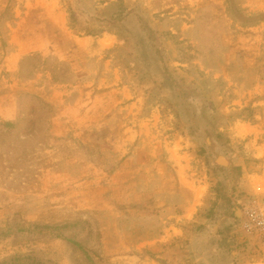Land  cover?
I'll return each instance as SVG.
<instances>
[{
	"label": "rangeland",
	"instance_id": "1",
	"mask_svg": "<svg viewBox=\"0 0 264 264\" xmlns=\"http://www.w3.org/2000/svg\"><path fill=\"white\" fill-rule=\"evenodd\" d=\"M262 3L59 0L65 43L1 73L16 116L0 119V264H240L251 242L246 254L264 258L240 222L264 196L219 158L250 156L236 124L264 118ZM15 7L0 9V64ZM39 71L41 94L25 85ZM67 104L86 124L56 133Z\"/></svg>",
	"mask_w": 264,
	"mask_h": 264
},
{
	"label": "crops",
	"instance_id": "2",
	"mask_svg": "<svg viewBox=\"0 0 264 264\" xmlns=\"http://www.w3.org/2000/svg\"><path fill=\"white\" fill-rule=\"evenodd\" d=\"M6 1V0H5ZM10 1V0H8ZM255 1V0H254ZM4 0H0V9L3 8ZM12 4L14 11L18 14V20H16L15 25L10 27L11 30V37L10 41L14 44V49L10 52H6L5 56L3 57V61L0 64V78L2 71L14 74L17 69V60L22 55L40 53L45 54L46 48H49L50 45H58L60 43H65L66 36V16L67 12L63 8V6L59 5V0H27L25 9H22L20 12V0H12ZM19 5V6H18ZM260 6H264V4H260ZM264 27V22L261 24ZM260 27V26H259ZM258 27V28H259ZM9 28V27H8ZM252 29H258L251 27ZM19 29H27L32 32H28L29 34L23 35L21 41L16 40V32ZM52 31L54 35H56L57 39L56 42H52V39H47L44 36V33ZM54 31V32H53ZM57 31V33H55ZM63 37H62V36ZM61 36V37H60ZM80 38L76 37L74 40L79 41ZM71 41V40H70ZM64 42V43H63ZM67 42V41H66ZM81 45L88 49V43L82 42ZM25 47V48H24ZM38 53V54H39ZM61 60H67L63 57L60 58ZM87 64V63H86ZM36 76L30 80V83L25 84L28 85L30 90L34 93L41 94L43 92L44 86L41 84V79L44 76V73L41 71L35 74ZM1 82V81H0ZM3 83V82H2ZM1 83V84H2ZM19 83L15 81V85ZM10 85V84H8ZM15 88V87H14ZM7 89L13 96L16 94L15 89ZM8 92V93H9ZM76 108V105L67 104L61 112L54 118V129L56 133H58L57 128L60 126H66L72 123V126H81V124H86L84 122L77 121V117L74 119L64 117L66 116L67 111H71ZM72 112V111H71ZM70 112V113H71ZM72 114V113H71ZM16 116V108L14 101L12 99L5 101L3 104L0 103V119L3 120H13ZM75 121L77 124L73 123ZM87 126V125H85ZM236 136L243 140L249 139L250 143V156L247 153H242L239 149L234 150L228 149L225 155H220L222 162H227L230 166L239 165L243 166V170H245L242 176V182L240 186L244 189L247 194L251 195H258L264 196V192L256 186L259 183V186H264V118L259 117L256 121H243L236 124ZM252 157V159H257L258 161H254V171L250 172L248 168V164H245V159ZM240 162V163H239ZM203 187V186H202ZM248 196L245 194L241 196L236 202L241 203L244 201ZM235 203V200L232 199ZM237 212V211H236ZM228 220L226 217L225 221ZM243 234V233H242ZM248 238L251 236H247ZM250 242L249 239H245ZM248 250L246 253H250L256 249L254 244H248ZM254 252V251H253ZM241 254V263L240 264H264V258L249 255V254ZM243 258V259H242ZM261 262V263H260Z\"/></svg>",
	"mask_w": 264,
	"mask_h": 264
},
{
	"label": "built area",
	"instance_id": "3",
	"mask_svg": "<svg viewBox=\"0 0 264 264\" xmlns=\"http://www.w3.org/2000/svg\"><path fill=\"white\" fill-rule=\"evenodd\" d=\"M241 226L249 233L256 235L264 248V205L250 203L243 208Z\"/></svg>",
	"mask_w": 264,
	"mask_h": 264
},
{
	"label": "trees",
	"instance_id": "4",
	"mask_svg": "<svg viewBox=\"0 0 264 264\" xmlns=\"http://www.w3.org/2000/svg\"><path fill=\"white\" fill-rule=\"evenodd\" d=\"M10 1H11V0H10ZM10 1H8V2L10 3ZM9 3H8V4H9ZM251 25H255V24L251 23Z\"/></svg>",
	"mask_w": 264,
	"mask_h": 264
}]
</instances>
